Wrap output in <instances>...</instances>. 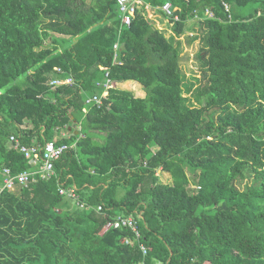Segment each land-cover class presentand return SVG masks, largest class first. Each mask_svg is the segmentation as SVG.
I'll return each mask as SVG.
<instances>
[{
  "label": "trees",
  "instance_id": "1",
  "mask_svg": "<svg viewBox=\"0 0 264 264\" xmlns=\"http://www.w3.org/2000/svg\"><path fill=\"white\" fill-rule=\"evenodd\" d=\"M142 1L179 8L169 37L144 5L123 26L116 0H0V185L36 167L11 134L72 145L50 178L0 191V264H264V0ZM54 67L73 83L51 87ZM73 186L82 206L59 192ZM118 215L138 240L102 231Z\"/></svg>",
  "mask_w": 264,
  "mask_h": 264
},
{
  "label": "built area",
  "instance_id": "2",
  "mask_svg": "<svg viewBox=\"0 0 264 264\" xmlns=\"http://www.w3.org/2000/svg\"><path fill=\"white\" fill-rule=\"evenodd\" d=\"M144 5L146 15L151 18L152 14L161 15L164 19H167L171 25L174 22L180 19L179 16V8L177 6H173L169 1H166L158 6H151L148 3H144L142 0H116V6L119 12V18L121 25L128 26L136 10ZM225 9L228 8L227 4H224ZM159 13V14H158ZM204 15L212 16V13L205 9L203 12ZM194 17H199L197 11H194ZM119 42L115 41L113 44V62L114 63H122L119 59ZM102 68V67H101ZM56 74L52 76L49 81L51 87H55L60 84H72L73 77L71 75L63 76V71L60 67H54L53 72ZM113 82L110 78H106V80L102 83L103 92L102 95L93 94L85 99V102H100V98L107 93V89L112 87ZM85 110V108L83 109ZM11 142H13L14 148H17L20 152L24 154V157L29 159L30 162L36 165V167L32 170L22 171L16 174H12L10 169L7 167H3L1 172L3 175L2 184L0 185V191L3 189L13 190L17 185H26L29 181H35L37 178L47 179L55 174L54 172V162L60 158L62 153L67 150L72 145L56 144L52 140L45 141L43 145H39L38 143H33L30 145H26L21 143L19 140V136L11 134L9 136ZM159 171V170H158ZM157 171V173H158ZM59 192L61 194H66L67 196L74 198L76 203L77 195L75 193V187H70L69 189L59 188ZM81 206L82 203H79ZM98 210L101 209V206L97 207ZM128 227L133 233L135 238L138 240L141 236L139 228L137 226V219L132 215L122 216L118 215L114 219L108 221L102 231H106L110 228H126ZM123 242L126 244L132 243L131 239L128 237L123 238ZM140 248L144 253H146V247L139 243Z\"/></svg>",
  "mask_w": 264,
  "mask_h": 264
},
{
  "label": "rangeland",
  "instance_id": "3",
  "mask_svg": "<svg viewBox=\"0 0 264 264\" xmlns=\"http://www.w3.org/2000/svg\"><path fill=\"white\" fill-rule=\"evenodd\" d=\"M86 3L90 5L91 0H86ZM150 19L152 20V22L155 24V26L158 29H161L162 31H164V34L166 37H169L173 33L171 29L172 28L171 23L167 19H164L160 14L159 15L152 14ZM194 28L198 29L199 27L194 24ZM193 34H196V32L185 30L184 33H181L178 36V40L180 41V47H181L180 65L188 80H190L191 75L199 77L201 74L200 68L197 62L198 61L197 60V50L199 47V40L192 39L191 37L193 36ZM117 87L124 88V89H130L132 90L135 96H143L145 92V89L141 85L140 87H138V85L131 87V85H129L128 83H120V84H117ZM138 91H144V92L139 93ZM158 174L160 175V181L165 182V183L171 182L172 177L171 175H169V173L159 170ZM120 191H123V190L121 189Z\"/></svg>",
  "mask_w": 264,
  "mask_h": 264
},
{
  "label": "crops",
  "instance_id": "4",
  "mask_svg": "<svg viewBox=\"0 0 264 264\" xmlns=\"http://www.w3.org/2000/svg\"><path fill=\"white\" fill-rule=\"evenodd\" d=\"M56 74H54V73H51V78H52V76H55ZM128 82H133L134 83V85H138V87H140V84H137L138 82H136L135 80H126V81H123V82H117V84H120V83H128ZM103 83V82H102ZM130 85V84H129ZM102 87H103V85H102ZM103 90H104V88H103ZM139 93L140 92H144V91H138ZM144 95H145V92H144ZM143 95V96H144ZM90 96V95H89ZM88 96V97H89ZM143 96H140V97H143Z\"/></svg>",
  "mask_w": 264,
  "mask_h": 264
},
{
  "label": "water",
  "instance_id": "5",
  "mask_svg": "<svg viewBox=\"0 0 264 264\" xmlns=\"http://www.w3.org/2000/svg\"><path fill=\"white\" fill-rule=\"evenodd\" d=\"M77 132H78V131L76 130L75 133L77 134Z\"/></svg>",
  "mask_w": 264,
  "mask_h": 264
}]
</instances>
